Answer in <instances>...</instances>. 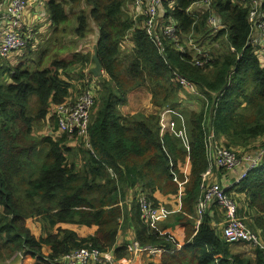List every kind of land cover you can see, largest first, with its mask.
Wrapping results in <instances>:
<instances>
[{
  "label": "trees",
  "instance_id": "16d2710c",
  "mask_svg": "<svg viewBox=\"0 0 264 264\" xmlns=\"http://www.w3.org/2000/svg\"><path fill=\"white\" fill-rule=\"evenodd\" d=\"M175 2L171 8L164 0L159 17L178 21L176 41L161 35L163 51L144 28L146 15L135 18L132 13L134 0H48L57 44L49 42L53 45L34 58L32 37L24 29L29 39L23 49L32 60L11 63L12 54L0 55L1 261L19 251L35 264H57L56 258L90 244L102 251L114 249L116 258L125 260L130 240L119 244L125 230L133 231L129 238L141 245L165 248L156 264H264L261 251L255 257L233 251L211 225L209 213L195 229L199 185L211 165L210 133L244 153L253 145L251 153L264 149V51L250 41L253 0ZM258 6L264 15V0ZM210 15H219L223 25L216 33L208 23ZM71 16L76 17L72 29L79 42H94L104 69L100 77L91 68L89 73L81 70V86H92L96 97L88 140L62 133L53 113L71 95L68 73L76 64L94 63L92 50L86 56L77 52L71 60L59 55ZM128 36L130 50L125 48ZM189 40L202 53L193 52ZM223 44L226 49L216 54ZM197 59L204 62L198 65ZM177 75L190 81L194 91ZM139 88L148 89L155 106L171 110L172 133L162 135L159 113L122 114L129 93ZM189 96L199 100L198 110L184 108ZM45 124L46 135L39 133ZM259 139L262 143L256 144ZM186 162L188 175L182 171ZM181 188L180 212L157 226L142 220L136 201L127 202L130 193L142 191L158 203L157 192L179 194ZM238 190L246 194L248 217L241 215L264 240V154ZM34 216L40 217L45 236H36L27 226ZM174 216L180 217L181 226L163 233L160 225Z\"/></svg>",
  "mask_w": 264,
  "mask_h": 264
},
{
  "label": "built area",
  "instance_id": "2783aa9c",
  "mask_svg": "<svg viewBox=\"0 0 264 264\" xmlns=\"http://www.w3.org/2000/svg\"><path fill=\"white\" fill-rule=\"evenodd\" d=\"M30 0H1L0 1V55L9 56L14 52H18L27 46L28 35L25 33L23 21L27 14V7ZM164 0H134L133 13L135 18L141 14L146 15L144 28L146 32L152 36L157 42L161 50H164V42L162 36H167L173 41L178 38V21L169 17V22L160 21L162 15V5ZM206 5H210L212 0H199ZM244 2L245 0H237ZM253 7L249 11V22L252 24L253 35L251 44L253 46H261L264 51V15L259 11V0H253ZM175 0H169V6L174 8ZM208 23L211 25L213 32L219 31L223 25L219 20V15H210ZM2 25V26H1ZM162 35V36H161ZM189 46L193 52L200 54L202 51L197 45L189 40ZM182 49V47H179ZM204 62V61H203ZM196 60L198 65L203 63ZM182 85L194 91V86L186 78L177 75ZM96 97L94 89L89 87L83 92L79 101L74 102L71 98H67L63 103L55 105L53 113L56 115L60 131L67 133L70 137H79L89 139V126L94 113ZM172 115V114H171ZM90 147V145H88ZM208 159L211 165L206 172L202 174V180L199 188L201 196L198 199L197 213L202 216L206 213L208 207L218 204L225 212V225L223 227V237L229 243L239 242L247 245L251 249L261 251L264 254V240L259 231H255L249 227L245 217L241 215L239 202L236 193L233 192L235 187L241 186L242 181L247 177L248 173L255 169L261 162L264 149L258 151L257 154L251 152H242L234 148L224 145L211 132L208 137ZM221 171H242L238 177H234L233 183L227 187L222 182L212 181L214 170ZM173 181L180 183L177 176L173 177ZM138 200L141 218L143 221L156 225L166 214L164 203H156L148 197L145 192L139 191L135 195ZM0 205V212H1ZM200 218V219H201ZM201 220L198 221V227ZM165 248L141 245L137 239H132L127 246L128 258L125 260L117 259L114 249L102 251L93 245L82 247L79 250L71 251L54 261L57 264H134L135 259H139L143 255L153 256L157 259L161 258ZM22 254V253H21ZM55 264V263H53Z\"/></svg>",
  "mask_w": 264,
  "mask_h": 264
},
{
  "label": "crops",
  "instance_id": "0c3cea01",
  "mask_svg": "<svg viewBox=\"0 0 264 264\" xmlns=\"http://www.w3.org/2000/svg\"><path fill=\"white\" fill-rule=\"evenodd\" d=\"M47 1H46V3H47ZM39 2L43 5L42 9H36V6H38L36 4ZM46 5L47 4H45L43 0H37L33 4V7H34L33 12H30V13L27 12V14L24 16V20H26V21L23 23V26H24V29L26 30V32L32 37V41H34L36 39V37H38L40 35L41 30L45 27L47 28V31L49 32V34L54 33V31L52 32V31L48 30L49 24H47V25L45 24L44 27H42V28L34 27L37 24V23H35L36 18L38 16H40L41 13L44 15L46 14V12H45ZM50 22L52 23L51 19H50ZM42 34L45 35V33H43V32L41 33V35ZM52 37H53V35L51 36V38ZM61 38L63 40L62 43L64 44V41H66V39H63L62 35H61ZM44 39H45V37H44ZM127 45L133 46V42L131 40H127L125 43V46H127ZM84 46H87V47L91 46L92 48H94V42L92 41L89 44L86 43ZM66 59H69V58L66 57ZM133 91H135V90H133ZM133 91L130 92L128 95L127 104L120 107L122 114L133 115V114L142 112L148 116L152 113H159V115L161 116V126H162L161 132H162V135L165 133H172L173 120H172L171 110L168 108L161 109L160 107L155 106L151 102V94H149V96L143 100V99H140L142 96L141 92L133 93ZM182 171L188 175L190 172V163L186 162L185 166L182 167ZM241 172L242 171H239V170L230 172V171H221V170L215 169L213 171V176L211 177V180L214 182H216V181L222 182L223 186L227 187L228 185L233 183L234 177L236 175H237L236 177H238ZM239 188H240V186L235 187L233 189V192L236 193V197H237V200L239 202L240 210L245 211V209H246V203H245L246 194L244 192H240L238 190ZM183 190L184 189L181 188L179 194L163 195L160 192L156 193V195H155L156 198L158 199L159 202L164 203L163 205L166 208V214L163 216L162 220L158 221V222H163L164 220H166L168 217L172 216L173 214L180 212ZM200 196H201V193L199 195V198H200ZM128 201L130 203L129 198H128ZM196 205L198 206V201H197ZM197 206H196V208H197ZM196 208H195V219H196L195 229L198 228V221L202 219L201 217L198 216V213H197L198 211ZM206 212L209 213L210 217L212 218L211 225L213 227H215L217 229L218 234L223 237V234H222L223 233V227H224L225 221H226L224 210L218 204H214V205L208 207ZM244 214H246V212H244ZM179 218L180 217H178V216H176V217L174 216L173 218L168 220L165 225L161 224L160 226L163 227V233L173 232V231L176 232V229L181 226V222H180ZM157 223H156V226H157ZM26 224L32 230L33 234H35L36 236H40V235L45 236L46 235L45 231L43 230V226H42L40 217L34 216L31 218H28L26 220ZM189 227L192 230V227L191 226H189ZM193 228H194V226H193ZM129 233H130V235H133L134 232L130 231V232L125 233V230L121 231L120 238H119V244L123 241V238H127L130 241L132 239H134L133 236L129 238ZM179 237L182 241H184L186 239L184 237V234H179ZM230 245H231L233 251H235V249L239 248L243 244L239 243V242H233V243H230ZM176 247H177V249H180L182 247V244L177 243ZM144 256H145V258L143 259ZM144 256H141L139 259H135L133 263L134 264H156L160 260V258H159V260L158 259L156 260V258L153 256H148V255H144ZM0 264H35V259L32 256L23 255V253L21 254V252L18 251L8 260H6V261L0 260Z\"/></svg>",
  "mask_w": 264,
  "mask_h": 264
},
{
  "label": "rangeland",
  "instance_id": "374dc122",
  "mask_svg": "<svg viewBox=\"0 0 264 264\" xmlns=\"http://www.w3.org/2000/svg\"><path fill=\"white\" fill-rule=\"evenodd\" d=\"M37 0H30L29 1V5L27 7V12L30 13V12H33L34 10V7H33V4L36 2ZM45 4L47 0H43ZM36 5V9H42L43 5L39 2L37 3ZM47 5H46V14H42L40 16H38L36 18V21L35 23H37L34 27H44V25L46 24H49L48 25V30L49 31H55V27L52 25V23L50 22V19H49V16L50 14H48V11H47ZM38 11V10H37ZM133 13V12H132ZM46 16V17H45ZM71 19L73 20V22L71 21V24L69 25L70 28H67L65 29V26H63V28H61V31L62 29L64 30H67L68 32L66 33H63L62 34V37L63 39H66V41H64V44L62 43V53H59V55L61 56H65L67 58H69L70 60L73 58L74 54L75 53H80L81 55H84L86 56L87 54L91 53V50L94 51V49L90 46V47H87V46H84L86 43H80L79 42V38L77 37L76 33L73 31L72 29V26L74 25V22L76 21V17L75 16H71ZM26 20L23 21V23L25 22ZM45 33L41 35V33ZM53 34H49V32L47 31V28H43L40 32V35L38 37H36V39L34 41H31L30 42V50L34 52L33 54V57L34 58H38L39 57V54H40V49L42 48V51H46L45 50V46L47 45V47L50 45H53V44H49V42H52L54 43V45L57 44V41L51 36ZM45 37V39H44ZM127 40H131V36H128V39ZM63 41V40H62ZM78 41V42H77ZM35 42V43H34ZM186 43L188 41H185ZM227 46L228 44L226 42H224ZM207 44V43H205ZM130 47V48H129ZM225 45L223 44L222 45V48L223 49H219L217 53L225 50L224 49ZM55 49H59L61 50L60 48L58 47H54ZM125 48L127 49H132V46L131 45H127L125 46ZM30 51L28 49H23L21 51H18L14 54H12L10 56V58H8V60L11 62V63H20L22 62L23 60H25L26 58H28L30 61L32 60L31 58V54L29 53ZM47 59L50 61L51 60V57L50 55L47 56ZM84 63H79V64H76L75 67H74V71L73 72H69L67 77L71 80L72 84L74 87H72L73 89H71V95L69 98H71L74 102H77L79 101V99L82 97L83 95V92L85 90H87L89 87H86L85 89L81 86V82L83 81V78L81 76V70L82 69H86V72L89 73V69L95 65L93 63V61L89 62V63H85V66H83ZM104 74V73H103ZM88 79L90 80V74L88 76ZM136 92H141L142 93V96L140 99H145L146 97L149 96L150 92L148 91V89L146 88H139L135 91H133V93H136ZM184 108L185 109H188V110H198L200 108V102L197 98L195 97H188V99L185 100V105H184ZM121 110V109H120ZM38 129V127H37ZM36 129V130H37ZM41 132L39 133H43V134H47L48 133V124H45L41 129H40ZM263 141V139H259L258 142H256V144H261ZM256 146V145H255ZM250 150V152H254L256 149L253 146H251L250 148H248ZM131 195V196H130ZM136 194L134 193H130L129 194V200H130V204H133L134 201H136L138 203V200H137V197L135 196ZM129 202V201H127ZM246 212V217H248V214H247V211L245 209V211H241V213H244ZM246 219V222H247V218ZM235 249V248H234ZM235 251L237 252H243L245 254H247L249 257H255V250L254 249H251L250 247H248L247 245L243 244L242 246H240L239 248L235 249ZM144 256V255H143ZM145 258V256L143 257V259Z\"/></svg>",
  "mask_w": 264,
  "mask_h": 264
},
{
  "label": "water",
  "instance_id": "95a60500",
  "mask_svg": "<svg viewBox=\"0 0 264 264\" xmlns=\"http://www.w3.org/2000/svg\"><path fill=\"white\" fill-rule=\"evenodd\" d=\"M93 60L95 65L92 67L91 71L95 77H100L104 73L103 65L100 62L96 48L94 47Z\"/></svg>",
  "mask_w": 264,
  "mask_h": 264
}]
</instances>
